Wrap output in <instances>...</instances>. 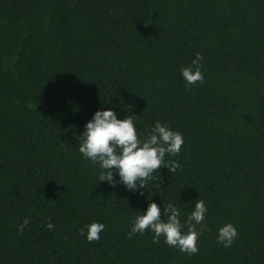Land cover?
<instances>
[{
    "label": "trees",
    "instance_id": "trees-1",
    "mask_svg": "<svg viewBox=\"0 0 264 264\" xmlns=\"http://www.w3.org/2000/svg\"><path fill=\"white\" fill-rule=\"evenodd\" d=\"M196 53L204 79L186 86ZM101 107L142 135L168 122L180 167L143 192L98 181L76 136ZM197 198L196 254L128 237L149 200L178 202L183 223ZM0 264H264V0H0Z\"/></svg>",
    "mask_w": 264,
    "mask_h": 264
},
{
    "label": "clouds",
    "instance_id": "clouds-1",
    "mask_svg": "<svg viewBox=\"0 0 264 264\" xmlns=\"http://www.w3.org/2000/svg\"><path fill=\"white\" fill-rule=\"evenodd\" d=\"M202 60L201 54L196 53L188 64L180 68L186 86L203 81ZM136 117L125 115L120 118L111 107L98 108L76 136L79 142L77 150L84 159L102 170L98 181H107L109 184L119 182L128 190L139 189L143 192L145 183L161 167L170 173L180 167L178 160L169 161L165 156H176L181 151L184 139L182 133L172 129L168 122L162 123L159 120L154 122L146 135H142L136 125ZM192 204L182 223L178 202L168 203L165 207L149 200L143 211L136 210L137 215L132 219L127 235L131 238L134 234H143L148 230L152 233L153 243H159L163 238L164 243L170 247L188 255L196 254L199 237L207 227L205 217L208 209L202 199L197 198ZM165 216L166 219L162 218ZM28 223L29 218H24L18 225V231H23ZM45 227L51 230L53 224L49 221ZM104 228L103 222L93 220L79 232L92 242L100 239ZM237 235L234 224L225 222L216 230V242L228 248Z\"/></svg>",
    "mask_w": 264,
    "mask_h": 264
}]
</instances>
